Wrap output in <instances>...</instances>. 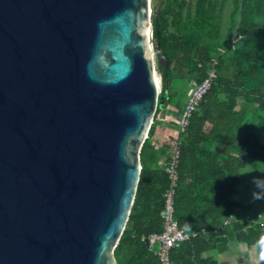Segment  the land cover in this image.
<instances>
[{
    "label": "water",
    "instance_id": "water-1",
    "mask_svg": "<svg viewBox=\"0 0 264 264\" xmlns=\"http://www.w3.org/2000/svg\"><path fill=\"white\" fill-rule=\"evenodd\" d=\"M152 16V0H0V264H116L169 65Z\"/></svg>",
    "mask_w": 264,
    "mask_h": 264
},
{
    "label": "trees",
    "instance_id": "trees-1",
    "mask_svg": "<svg viewBox=\"0 0 264 264\" xmlns=\"http://www.w3.org/2000/svg\"><path fill=\"white\" fill-rule=\"evenodd\" d=\"M152 37L157 55L164 54L169 65L157 63L162 90L141 147L134 200L113 249L115 263L159 264L140 241L142 234L161 231L169 184L164 168L157 165L161 149L154 148L151 138L172 96L167 94L172 82H201L212 58L217 61L216 77L180 134L174 195L179 228L198 233L173 248L170 256L174 264H215L203 254L224 251L233 241L260 251L264 222L243 217L225 224L223 218L240 206L232 196L243 181L245 159L264 164V0H164L152 16ZM175 68L184 71L174 73Z\"/></svg>",
    "mask_w": 264,
    "mask_h": 264
},
{
    "label": "built area",
    "instance_id": "built-area-1",
    "mask_svg": "<svg viewBox=\"0 0 264 264\" xmlns=\"http://www.w3.org/2000/svg\"><path fill=\"white\" fill-rule=\"evenodd\" d=\"M216 63V59L212 58L206 76L201 82L197 83L194 79L190 81L194 88L176 120V133L171 135L169 140V156L164 165L169 184L163 194L162 229L159 232L140 235V241L146 243L148 250L158 259L159 264H174L170 256L171 250L198 233L197 231H184L179 228L174 215V195L178 181L177 164L181 144L180 134L184 132L192 112L197 109L200 101L211 88L217 74ZM228 222V220L224 221L225 224ZM203 231L201 230V232Z\"/></svg>",
    "mask_w": 264,
    "mask_h": 264
},
{
    "label": "rangeland",
    "instance_id": "rangeland-1",
    "mask_svg": "<svg viewBox=\"0 0 264 264\" xmlns=\"http://www.w3.org/2000/svg\"><path fill=\"white\" fill-rule=\"evenodd\" d=\"M164 5V0H152V11L153 14L155 10L162 8ZM230 4H227L226 11L228 10ZM224 18H226V13ZM225 26V25H224ZM154 56H156V50L154 48ZM183 69H176L174 73L182 72ZM194 86L190 84L188 78H177L172 82L171 88L167 91L172 96L169 101V107L164 110H168V114L178 116V111L180 107H184L186 101L188 100ZM167 106V105H166ZM167 112V111H166ZM249 114H247L248 116ZM160 116V115H159ZM158 116V119H159ZM178 118V117H177ZM174 118V120H177ZM166 122H169L172 127L173 121L171 117H167ZM264 142V137L262 139ZM246 166L243 169L244 178L241 184L238 185L239 192L242 194V206L238 207L234 214L242 213L246 219L252 221L264 222V164L257 160L245 159ZM241 185V186H240ZM239 208H243L242 212ZM238 218V217H237ZM235 216L233 219H237ZM264 259V253H262Z\"/></svg>",
    "mask_w": 264,
    "mask_h": 264
},
{
    "label": "crops",
    "instance_id": "crops-1",
    "mask_svg": "<svg viewBox=\"0 0 264 264\" xmlns=\"http://www.w3.org/2000/svg\"><path fill=\"white\" fill-rule=\"evenodd\" d=\"M170 105L167 104L165 108H168ZM164 108V109H165ZM182 108V107H181ZM181 108L178 111V116L180 115ZM161 110V115L159 116V123L156 125L155 133L152 140V145L154 148L161 149L159 150L157 165L159 167H163L165 165L166 160L169 156V140L171 139V135L176 133L177 129V121L174 120V118H177L178 116H174L168 114V110ZM171 117L173 121V126L170 125L169 122H166L167 117ZM241 186V185H240ZM238 187V186H237ZM236 192L233 194L232 199L240 204L239 207L242 206V194L239 192V188ZM242 212L243 208H239ZM234 216L237 218H243L242 213H237L229 216L228 218H223L224 221H232ZM237 218V219H238ZM223 221V222H224ZM264 253V245L261 246V250L258 251L256 246H250L247 247L245 243L242 242H230L228 244V247L224 251H218L217 249H211L210 251H207L203 254V256H210L211 258L215 259V264H264L263 255Z\"/></svg>",
    "mask_w": 264,
    "mask_h": 264
},
{
    "label": "bare ground",
    "instance_id": "bare-ground-1",
    "mask_svg": "<svg viewBox=\"0 0 264 264\" xmlns=\"http://www.w3.org/2000/svg\"><path fill=\"white\" fill-rule=\"evenodd\" d=\"M162 77V76H161ZM160 79H159V76L156 74L155 75V81H156V83H157V91H158V93L162 90L161 89V86H160V81H159ZM158 102V101H157ZM157 108V107H156ZM156 112V111H155ZM155 115V114H154ZM153 119H154V117H153ZM153 119H152V123H153ZM151 123V124H152ZM151 124H150V126H151ZM150 128V127H149ZM148 135V134H147ZM147 137V136H146Z\"/></svg>",
    "mask_w": 264,
    "mask_h": 264
},
{
    "label": "clouds",
    "instance_id": "clouds-1",
    "mask_svg": "<svg viewBox=\"0 0 264 264\" xmlns=\"http://www.w3.org/2000/svg\"><path fill=\"white\" fill-rule=\"evenodd\" d=\"M159 95V94H158Z\"/></svg>",
    "mask_w": 264,
    "mask_h": 264
}]
</instances>
